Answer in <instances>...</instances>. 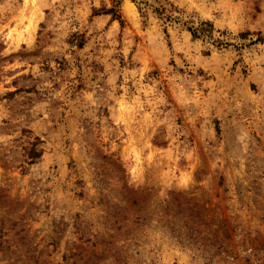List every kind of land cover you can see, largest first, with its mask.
Returning <instances> with one entry per match:
<instances>
[{
    "label": "rangeland",
    "instance_id": "rangeland-1",
    "mask_svg": "<svg viewBox=\"0 0 264 264\" xmlns=\"http://www.w3.org/2000/svg\"><path fill=\"white\" fill-rule=\"evenodd\" d=\"M259 37L264 0H0V264H264Z\"/></svg>",
    "mask_w": 264,
    "mask_h": 264
},
{
    "label": "trees",
    "instance_id": "trees-1",
    "mask_svg": "<svg viewBox=\"0 0 264 264\" xmlns=\"http://www.w3.org/2000/svg\"><path fill=\"white\" fill-rule=\"evenodd\" d=\"M122 1L123 0H113V3L115 4V6H119ZM149 6L151 8H154V12L158 14L161 18H165L168 21L173 19L172 15L167 14L169 11L166 8L162 6H160V8L153 7L152 5ZM112 13H113V18L116 19L117 18L116 12L112 11ZM183 24L187 28V30L191 33L194 40L208 41L217 47H222L225 44H227L224 43V41L215 38L214 33L216 29L214 24L210 21H202L198 25H195V22L193 21H186ZM242 37H246V35L243 34ZM256 42H264V39L259 37ZM37 145H38L37 143H34L32 148L28 151V157L31 161L39 159L42 156V151L37 149L36 147Z\"/></svg>",
    "mask_w": 264,
    "mask_h": 264
},
{
    "label": "clouds",
    "instance_id": "clouds-1",
    "mask_svg": "<svg viewBox=\"0 0 264 264\" xmlns=\"http://www.w3.org/2000/svg\"><path fill=\"white\" fill-rule=\"evenodd\" d=\"M207 2L209 4H211V6L214 9H219L225 4H227V5H231L232 4V0H216L215 3H213L212 0H207ZM239 4L242 5L243 4V0H239ZM232 10H233L232 8H229V11H232ZM237 10H238V8H237Z\"/></svg>",
    "mask_w": 264,
    "mask_h": 264
}]
</instances>
